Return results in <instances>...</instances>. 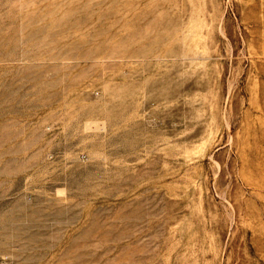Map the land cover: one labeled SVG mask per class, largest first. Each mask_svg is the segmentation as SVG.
Returning <instances> with one entry per match:
<instances>
[{"label":"rangeland","instance_id":"rangeland-1","mask_svg":"<svg viewBox=\"0 0 264 264\" xmlns=\"http://www.w3.org/2000/svg\"><path fill=\"white\" fill-rule=\"evenodd\" d=\"M0 264H264V0H0Z\"/></svg>","mask_w":264,"mask_h":264}]
</instances>
